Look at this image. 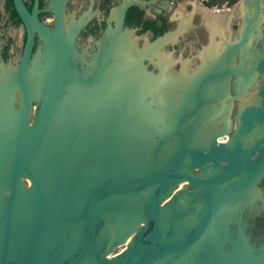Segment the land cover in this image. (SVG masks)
Wrapping results in <instances>:
<instances>
[{
  "label": "water",
  "instance_id": "1",
  "mask_svg": "<svg viewBox=\"0 0 264 264\" xmlns=\"http://www.w3.org/2000/svg\"><path fill=\"white\" fill-rule=\"evenodd\" d=\"M13 1L26 40L0 54V264H264V0H196L208 41L187 56L165 46L189 24L127 22L134 5L171 22V0H118L89 37L100 11Z\"/></svg>",
  "mask_w": 264,
  "mask_h": 264
},
{
  "label": "rangeland",
  "instance_id": "2",
  "mask_svg": "<svg viewBox=\"0 0 264 264\" xmlns=\"http://www.w3.org/2000/svg\"><path fill=\"white\" fill-rule=\"evenodd\" d=\"M49 0H47L48 2ZM5 0H1L0 1V11H2V19H1V23H2V38L0 39V54H3V47L4 45L8 42V39L10 37H12L13 39H15V41L11 44V49H10V54H14L16 56H19L24 48L25 45V27L21 26H16V25H12L9 29L6 30L5 24L7 22V18H8V12L6 10L5 4H4ZM46 2V3H47ZM77 2V3H76ZM67 10H71L74 11L76 13V15H81L84 13V11L91 9L92 11H94V13H99L100 7L98 4V0H93V3L91 2V0L89 1H83V0H67ZM92 5V8L90 7ZM101 12V10H100ZM97 13V14H98ZM100 14V13H99ZM47 18L45 19H50L53 20L54 19V15L51 14H46L45 16H47ZM235 21L232 23V28L234 26H238L236 24H234ZM238 29V27H236ZM141 32V31H140ZM84 33V32H83ZM142 33V32H141ZM189 31L187 30L185 32V35H182V37H180L178 39V42L174 45L171 44H167L165 46L166 49H172V48H176L177 51L179 53H181V51H184V54L190 55L192 53V48H199L201 47L204 43H206L208 41V36L206 35H200L197 36L196 38L193 37H189L188 36ZM230 37L234 36V32H230L229 33ZM83 36H85V34H83ZM237 106L238 103H236V108L234 109V117H235V113L237 111ZM37 105L35 104L34 106V110L32 113V121L34 119V112L36 111ZM237 123L236 121H234V129L236 128ZM126 245V244H125ZM125 245L119 246L115 251H120L122 250Z\"/></svg>",
  "mask_w": 264,
  "mask_h": 264
},
{
  "label": "trees",
  "instance_id": "3",
  "mask_svg": "<svg viewBox=\"0 0 264 264\" xmlns=\"http://www.w3.org/2000/svg\"><path fill=\"white\" fill-rule=\"evenodd\" d=\"M1 1V0H0ZM33 1L34 0H26V4L29 7V9H32L33 6ZM45 5V0L40 1V6ZM5 7L6 10L10 13L11 19L19 24L22 23V19L19 16L15 6H14V1L13 0H5ZM110 9V8H108ZM109 11V10H108ZM2 11H0V39L2 38ZM127 22L131 25H135L137 27L141 28V32H145L148 30H153L155 32V35L158 36L165 31H167L170 27L174 26L173 22H170L167 18L165 17H151L146 15V11L141 8L138 5L131 6L128 14H127ZM6 26V25H5ZM15 41L12 37L8 39V42L4 45L3 47V56L5 58H8L10 56V48L11 44ZM257 227L262 226V223L264 221L263 218H258L257 219ZM261 231H257L256 234H260Z\"/></svg>",
  "mask_w": 264,
  "mask_h": 264
},
{
  "label": "crops",
  "instance_id": "4",
  "mask_svg": "<svg viewBox=\"0 0 264 264\" xmlns=\"http://www.w3.org/2000/svg\"><path fill=\"white\" fill-rule=\"evenodd\" d=\"M160 0H158L159 2ZM175 4L171 10V22L175 25L185 23L189 24L190 28L195 27L197 24H201L204 26L206 24V20H208V13H206L205 7L199 4L196 0H171ZM152 7V6H151ZM153 9V7L151 8ZM239 14V11L235 13H231L229 17L219 16L215 20L212 18L211 29L215 33H222V29H226L227 25L231 26L234 21H237L238 17L236 15ZM147 16L151 17H161L159 15L155 16L153 14H147ZM204 17L206 19H204ZM210 20V19H209Z\"/></svg>",
  "mask_w": 264,
  "mask_h": 264
},
{
  "label": "flooded vegetation",
  "instance_id": "5",
  "mask_svg": "<svg viewBox=\"0 0 264 264\" xmlns=\"http://www.w3.org/2000/svg\"><path fill=\"white\" fill-rule=\"evenodd\" d=\"M83 1H85V0H83ZM86 1H89V0H86ZM117 1L118 0H98V4H99V7H100L101 12H100V14L98 16H96L94 19H92L89 22L87 28L84 31V34H85L86 37H89L92 34L99 33L102 30V28H104L106 26V18L105 17L108 14V10H110L108 8H111ZM46 2H47V0H45V3ZM4 4H5V2H4ZM35 4H36V0L33 1L32 9L35 6ZM41 15L44 18H47L48 17V16H45L46 14L43 13V12H42ZM7 16H8V18H7V22L5 24L6 25L5 26L6 27V30L9 29L12 25H16V26H21L22 25L24 27L23 22L22 23H19V24L15 23L11 19L9 12H8V15ZM154 34H155V32H154ZM199 34L200 35L201 34L202 35H205V29H204V27L201 24H197L195 27L191 28L190 31H189V33H188V36L189 37L196 38L197 36H199ZM263 219H264V217H263ZM263 227H264V221L262 223V226L257 227V230H262V233H263V231H264V229H262ZM255 229H256V227H254V230L253 231H255ZM263 236H264V234L261 235V237H263Z\"/></svg>",
  "mask_w": 264,
  "mask_h": 264
},
{
  "label": "bare ground",
  "instance_id": "6",
  "mask_svg": "<svg viewBox=\"0 0 264 264\" xmlns=\"http://www.w3.org/2000/svg\"><path fill=\"white\" fill-rule=\"evenodd\" d=\"M211 22H212V20H211ZM211 22H209V24L211 25ZM211 27V26H210ZM69 31V30H68ZM66 31L64 30V33H65ZM215 33V32H214ZM66 34V33H65ZM222 33H215V35L216 36H218V35H221ZM127 36V35H126ZM131 40V39H130ZM41 52H44V49H43V47L41 48V50H40ZM76 53H77V51H76ZM96 53L97 52H95L92 56H91V58H93L95 55H96ZM78 55H79V53H77ZM215 54V52H214V49L212 48V46L209 48V49H207L206 51H205V57H204V61H205V64H203V66L201 67V69L200 70H190L191 68L190 67H188V65H186L185 66V68H184V70H183V72H181V74H179V75H184V74H191V73H198V72H200L201 70H203V69H205L206 67H208L211 63H212V61L213 60H215L214 58H213V55ZM81 58H82V56L81 55H79ZM160 57H161V60L168 66V68L170 67V65H171V63H172V57H169L168 55H165V54H161L160 53ZM91 58H84V59H91ZM11 72L13 71V69H12V67H10V66H8L7 67ZM18 90H17V87H16V97L18 98L19 96H18ZM16 98V99H17ZM15 109H18L17 107H16V104H15ZM222 138H225V137H221V139ZM124 249V248H123ZM121 251V250H120Z\"/></svg>",
  "mask_w": 264,
  "mask_h": 264
},
{
  "label": "built area",
  "instance_id": "7",
  "mask_svg": "<svg viewBox=\"0 0 264 264\" xmlns=\"http://www.w3.org/2000/svg\"><path fill=\"white\" fill-rule=\"evenodd\" d=\"M225 6V5H224Z\"/></svg>",
  "mask_w": 264,
  "mask_h": 264
}]
</instances>
